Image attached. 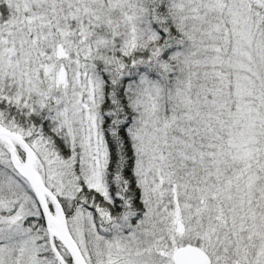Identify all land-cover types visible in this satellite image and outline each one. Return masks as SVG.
<instances>
[{"label": "snow or ice", "instance_id": "1", "mask_svg": "<svg viewBox=\"0 0 264 264\" xmlns=\"http://www.w3.org/2000/svg\"><path fill=\"white\" fill-rule=\"evenodd\" d=\"M0 264H264V0H0Z\"/></svg>", "mask_w": 264, "mask_h": 264}]
</instances>
